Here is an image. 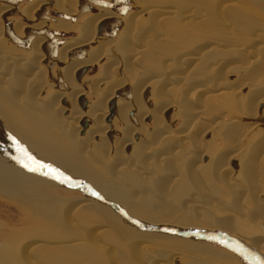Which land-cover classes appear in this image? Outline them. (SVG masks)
<instances>
[{
    "label": "bare ground",
    "instance_id": "6f19581e",
    "mask_svg": "<svg viewBox=\"0 0 264 264\" xmlns=\"http://www.w3.org/2000/svg\"><path fill=\"white\" fill-rule=\"evenodd\" d=\"M46 1L33 2L18 10L24 21H11L7 17L12 16L13 6L0 3V69L13 70L9 76H3L8 73H0V198L19 207L20 216L31 206L27 214L29 219L24 221L31 225L50 226V230L61 238V222L72 227L75 219L79 225L95 227L90 228L94 235L86 234L83 239V249L76 248L78 237L70 235L64 239H53L48 236L51 241L32 244L24 255L20 253V258L32 257L41 250V258L50 264H75L86 255L97 259L101 252L97 249L103 247L95 244L97 249H91L87 245H93L91 237L99 233L97 238L102 245L114 247L118 264H132V260L133 263L137 260L138 264H143L142 256L149 251L145 249L147 244L144 241L157 233L158 227L154 225L171 227L177 233L180 229L208 231L214 233L217 239L236 241L237 246L264 257V178L260 177L264 171V130L263 133L257 131L264 127V93L263 98H259L264 89V42H254L253 39L249 44L236 46L227 42L220 44L218 40L211 42L213 29L208 26L202 28L199 22L202 10L206 15H215L213 2H209L205 9L202 7L205 2H202L201 8L197 7L199 11L188 6L190 8L183 16L170 18L173 13L170 6H163L157 0H129L137 10H130L123 16L105 10L79 14L78 0ZM45 4L64 14L78 15L79 28L76 39L56 49L58 72L66 92L56 91L49 100V96L42 92L45 70L41 65L43 54L39 48L43 38L31 40L26 31L35 36V29L50 26L66 32L71 25L62 21L56 24L34 21L36 10ZM143 15V21L146 20L144 30L147 29V32L140 29L137 32L141 33L137 34L135 27L137 30V23ZM113 16L122 23L113 45L118 58L112 57L114 52H108L112 49L113 40L98 39L99 24H105L103 22ZM151 21L159 24L161 30L153 29L152 23H148ZM197 33L202 39H193L195 42L187 46V36ZM4 37L13 39L19 45L24 44L27 51L21 52L23 54L15 52ZM77 49L85 53L84 57L69 58ZM230 59L241 61L234 64ZM93 64L98 65V73L95 77L86 78L89 66ZM82 68L85 71L77 79L76 74ZM120 69L123 76L118 73ZM80 100L84 101L83 109L79 105ZM260 105V117L253 119L258 115ZM200 114H206L207 124L198 121L196 115ZM172 116L175 121L179 119L178 127L172 125L174 121L169 122ZM6 117L11 124L17 126L18 122L24 127L20 129L26 133L21 136L17 132V141L6 134L7 129L1 123L8 121ZM82 119L87 122L84 129L80 125ZM250 119L260 122H241ZM131 120L134 125L137 124H130ZM190 122L193 126L200 124L205 127L203 137L207 145L203 141L204 145L199 142V147H183L187 138L183 128ZM117 124L119 127L115 130ZM236 125L241 129L235 130ZM213 127L218 128L210 131ZM139 128L143 139L135 132ZM116 131L117 136H112ZM251 132L260 134L249 141ZM217 138L226 149L221 154L209 147ZM6 142L7 147L4 145ZM232 145L240 147L233 148ZM137 150L143 151L144 155L134 160L132 158L136 157ZM234 157L238 161L235 176L230 166ZM34 159L39 160V165L42 161L51 167L47 164L49 167L44 166L45 171L41 168L42 173ZM99 159L105 161L101 167ZM25 164L28 168L24 167ZM257 167L260 168L257 170ZM29 168L38 170L30 171ZM50 169H56L54 174L73 178L80 184L74 187L62 183L57 185L50 179ZM217 170L230 180L223 185L226 202L217 198L219 191L213 186V173ZM81 182L93 187L100 195L92 191L89 195L96 199L83 197L65 201V205L73 211H57L53 199V203L48 200L39 204L44 197L42 192L29 194V191H37L38 188L55 186L84 192ZM26 200H29L28 203ZM120 207L127 215L144 221L133 220L141 229L135 226L126 230L122 227L116 213L125 219L128 217L120 213ZM163 231L161 228L158 232ZM210 233L203 235L206 237ZM56 246L66 248L57 250L56 259H53L49 251L58 249ZM10 247L1 249L0 264H9V254L6 253V256L3 252ZM181 250L192 261L200 260L205 264L228 258L207 246L190 243L180 246ZM156 253L158 257L163 256L160 252ZM173 255H166L163 261L162 258L151 261L149 256L147 260L149 264H172ZM230 261L235 263L232 258ZM25 262L23 264H33L34 261L30 258Z\"/></svg>",
    "mask_w": 264,
    "mask_h": 264
},
{
    "label": "rangeland",
    "instance_id": "374dc122",
    "mask_svg": "<svg viewBox=\"0 0 264 264\" xmlns=\"http://www.w3.org/2000/svg\"><path fill=\"white\" fill-rule=\"evenodd\" d=\"M38 1L47 2L46 0H0V3L11 4L13 6L12 7L13 9L11 11L12 16L10 15L7 18H10L11 21H15V20L24 21V18L19 13L20 9H22L26 6L28 7L29 4H31L33 2L36 3ZM48 2H49V0H48ZM157 2L163 6H170V10L173 12L172 16L170 18H174L175 15L180 16V14H181V16H183V14L186 13L185 10L190 8V7L196 11H199L197 9V7H200V4L202 2H205L202 5V7L204 6L203 9L208 7L209 2H213V3H215V5H212V8H214L215 15L210 16L209 13H208V15H206L205 10H202L201 14H200L201 19L199 22V24L202 28H204L203 26H208V27L213 29L212 32H213L214 37H213V39H209L210 41L211 40H218L217 43L221 44L223 42L224 43L227 42V43H230L234 46H236L238 44L239 45L240 44H249V42L253 41V39H254V42H258V41L264 42V0H157ZM77 4H78L77 8H78L79 14H81V13L82 14H89V13L95 14V13H98V11H100V10H105V11H109L111 13L123 16V15H126L127 12H130V10L131 11L133 9L137 10L136 7H134V6L132 7L129 0H78ZM223 5H227V6L224 7ZM81 6H82V8H81ZM188 6H190V7H188ZM229 12H231V13H229ZM35 13L36 14L34 15V18H33L34 21L38 22V20H39V21L48 22L50 24H52V23L56 24V22L62 21L64 23H68L71 25L70 26L71 29L66 30V32L63 30H60V29H56L55 27H50V26H44V27H41L40 29L39 28L35 29V31H34L35 36H31L30 34H28V30L26 31V35L30 36L31 40L35 37L43 38V41L41 42V45L39 48L41 53L43 54V58H44V59L42 58L41 65L44 67V70H45L44 71L45 75L43 78L42 92L45 95L49 96V98L47 97L49 100V99H51L50 96L54 93H57V92L58 93H65L66 92V89H65L66 86L64 87L62 78L60 77V74L58 72L59 66H58V61H57L56 49L58 50V48L62 47V45L64 43H68L71 40H74L77 38V31L79 29L78 23H77L78 15L64 14L63 12L57 11L54 8L52 9L51 6H48L46 4L43 6H40L36 10ZM143 17H144V15L141 16V18H140L141 20L139 19V21L137 23L138 29L136 30V27H135L134 32H137L140 29L144 32H147V29L144 30V26L146 25V20L143 21ZM182 21L183 20H181L180 22H182ZM221 21H224L225 23H222ZM105 22H106V25L103 27V30L100 33V35H99L100 37L98 39H101V40L111 39V40H113L112 49L108 50V52L113 53L114 52L113 47L115 46V41H117L116 35L118 34L117 32L120 31V28H121L120 24L122 25V23H121V20H119L118 18H116L114 16L107 18V20ZM169 22H174V21H169ZM148 23H152L153 29L161 30L159 24H155L153 21L148 22ZM186 25H183V26H186ZM236 25H237V27H236ZM226 28H228V29H226ZM223 31H224V33H223ZM149 32H151V31H149ZM140 33L137 32V34H140ZM252 33H254V34L252 35ZM208 35L210 36V34H208ZM49 37L52 40L57 41L59 43V45L57 46L54 43H49L50 42ZM193 39L200 40V39H202V37L198 33L194 36H187V46H191L195 42V40H193ZM4 41L9 45V47L15 49V52L23 54L25 51H27V49L23 47L24 44L19 45L13 39H9L7 37H4ZM45 43H47V44H45ZM213 43H215V42H213ZM203 44H206V43H203ZM85 49H89V47L88 48L86 47ZM21 52H23V53H21ZM71 54H70L71 56L69 58H76V59L82 58L85 55V53L82 54V50H80V49H77L76 52H74V53L72 52ZM116 54L117 53H115L113 55L111 54V55H112V57L118 58V56ZM256 55L258 57L262 56L260 54H256ZM229 61L234 63V64H237L241 60L238 61L236 59H230ZM228 65H231V64H228ZM97 66H98L97 64H93L92 66H89L90 70L87 71L86 78H92V77H95L97 75V73H98V67ZM12 72H13V70L10 68L9 69H0L1 74L8 73V75H3V76H9ZM221 72H224V71H221ZM118 73L123 76V71H121V69L119 70ZM263 82H264V79L262 80V83ZM82 88H83V86H82ZM178 90H179V88H178ZM263 93H264V89L260 93L261 96L259 98H261V97L263 98V95H262ZM89 98H90V100H92L90 95H89ZM41 100L42 99H40V101ZM144 104H145V102H144ZM257 114L258 115L255 116L256 118L254 117L253 119H259L260 115H259V113H257ZM196 117H197V119H199L198 121L200 123L207 124L209 122V121L208 122L206 121V119H208L206 114L196 115ZM22 118L23 117H21L20 120ZM6 119H8V118L6 117ZM244 119H246V117ZM247 119H248V117H247ZM253 119L247 120L246 122L241 120V122L250 124ZM149 120L151 121L150 116H149ZM235 120H237V119H235ZM172 121H174V123H172V125L174 124L173 125L174 127L179 126V119L178 120L176 119V121H175L173 119V116L171 118L169 117V122L171 123ZM136 122H137V120H136ZM257 122H260V121L259 120L258 121L253 120L252 123H257ZM1 123L4 124L6 129H7L6 134L8 133L9 137H11L14 140H16V135H18L17 132H19L21 134V136H24L26 133V132H21L20 128L24 129V127L23 126L21 127L18 124V122H17V126L11 124V122H9V119H8V121H6V120L1 121ZM129 123L134 125L132 120L129 121ZM149 123L146 124L147 127H149ZM136 124L137 123H135V125ZM191 124H192V122H190L186 128H183V131L185 130L183 132V134L187 135V138L185 137V141H184L185 144H183L184 145L183 147H199V145H198L199 142H201V144L204 145L202 142L204 141V143H205V138L203 137L205 127L200 126V124L196 125V126H193ZM117 125H115V128H114L115 130H117V128L119 127V125L118 126ZM217 125H219V123ZM215 128H218V127H213L212 129H210V131L215 129ZM234 129L239 130L241 128H239V126L236 125L234 127ZM259 130H261V131H259ZM262 130H264V127H263V129L262 128L257 129L258 132H262ZM210 131H209L208 135H210ZM218 131H219V129H218ZM135 132H136V134L140 135V139L144 138V135L141 134L142 130L140 128L137 129ZM259 134L260 133L251 132L250 136H248V138H249L248 140L251 141V140L256 139ZM114 135L117 136V131L112 134V136H114ZM201 135H202V137H201ZM7 143L8 142H6L4 144L6 147H7ZM8 146H10V144ZM246 146H247V144H246ZM209 147H213L215 149V151L219 152V154H221V152L223 153L226 150L224 145L222 144V141L220 140V138L219 139L217 138L216 140H214L213 143L211 142ZM232 147L237 148V147H240V145H232ZM137 151H139V150H137ZM139 152H136L135 153L136 157H134L132 159L135 160V158H138L139 155L140 156L144 155L143 151H141L140 153ZM92 153L93 152H90V154H92ZM237 155H239V154H237ZM227 156H229V155H227ZM227 158L228 157H226V159ZM34 160L39 165V160L38 159H37L38 161L36 159H34ZM183 160H185V159L183 158ZM98 162H99V165L101 167L105 161L104 160L102 161L101 159H99ZM40 163H41V165H44V166H47V164H48V163L42 162V161H40ZM49 166H47V167H49ZM41 168L43 169L44 167H39L40 172H42ZM258 168H260V167H257V170H258ZM55 171H57V170L55 169ZM97 171L99 173L101 172L99 170H97ZM262 171L263 170L260 171V174L262 173ZM42 173H44V172H42ZM263 173H264V171H263ZM263 173L260 176L262 178H264ZM213 179H214V185L213 186H215V188L219 191V194H217L218 195L217 198L219 200L221 199L224 202H226L227 201V195H226V191L223 189V185H225L227 182H230V180L227 178V176L225 174L218 172V170L213 173ZM240 181L242 182V180H239V182ZM220 183H222V184L218 185ZM58 184H60V183H57V185ZM81 184L83 185V187L86 186L88 188V190L81 192L78 190L63 188L61 186L60 187L55 186V187H48V188L46 187L44 189L38 188L39 190H37V191H29V194L34 195L35 192H36V194H39L40 192H42L44 194V197L40 199L39 204L42 205V204L46 203L48 200H49V202L53 203V200H54L55 208L57 211L60 210L61 212H65L67 209L73 211L74 209H69V205H67V206L65 205V201L71 200V199L75 200V199L83 198V197L88 199V200L96 199V198H93L89 195V193L92 191L95 192L97 195H100V193L96 192L93 187L88 186L82 182H81ZM60 188H62V189H60ZM201 190H204L203 186H201ZM223 192L225 195L222 194ZM195 198L197 199V197H195ZM78 200H80V199H78ZM28 201L29 200H26V203H28ZM96 202L103 204L101 201H99V202L96 201ZM106 203H109V201H107ZM192 203H194V202H192ZM31 208L32 207L30 206L28 209H25L23 216L22 215L20 216V214H19L20 208L19 207H17L15 204H13L12 202H10L7 199H1L0 198V251L2 248H5L7 246L8 247L11 246L7 252H3V253H5V255H6V253L9 254V258L7 259L9 264H19L18 262H20V264H23V263H26L25 260L27 261L30 258H31L32 262L34 261L33 264H50L47 262V260H44L41 258L42 254H43V251H41V250H40L41 252L39 251V252L35 253L36 255L34 254L32 257H31V255L26 256L24 260H22V258H20V256H21L20 253L22 255H24V251L29 246H31L32 244L38 243V245H39L42 242H44V240H45L44 243H46L47 241H51V240H48L49 238L47 239L48 236L52 237L53 239H64V238H68L70 235L78 237L79 240H76V248L77 249H83L84 245H85V243L83 242V239L86 237V234L92 233L94 235V233L91 231L95 227L94 225H87V226L79 225L78 221H76L75 219H73L74 225L72 227H69L67 225V223H65V222L60 223L61 224L60 225V234L63 236L62 238L59 237V235H57L55 231H51L50 226L42 225V224H39V226H38L37 223L34 225L28 224L24 220L29 219V215H27V214L31 211ZM121 209H122L121 212L123 213V215L124 214L127 215L126 212L124 211V209L123 208H121ZM66 213H68V211ZM75 214H76V212H75ZM116 215H117L116 216L117 220H119V223L122 222L121 223L122 227L125 228L126 230L136 226L133 223V220H135L136 222H139V223L144 222L142 220H138L137 218L135 219V218L131 217L130 215H127V217L131 218L132 221L128 218L125 219L123 216H120L118 212L116 213ZM19 219H23V220L19 221ZM146 225L153 227V225H151V224H146ZM154 227L155 228L158 227V230L156 231L157 233L153 234L154 236L153 235L149 236V238L151 240L149 239V240H145V241L142 240L141 241V242H143V241L146 242L147 245L146 246L144 245L145 249L149 250L148 252H146L142 256L143 264H149L150 263L147 260L148 259L147 256H149V259L151 258V261L152 260H158L159 258H162V261H163V259L167 257L166 255H169L170 253H172V255H173V253H177L176 255H173L175 257L173 258L172 264H205L204 262H201L200 260L192 261L191 259L186 257V253H183L182 250L180 251V246H182V245L184 246L186 244L189 245V243L193 246H200V245L201 246H207L208 248L212 249L213 251L218 252V254H222V255H225L228 257V258L225 257L224 259L212 260V261H210L212 264H233L230 261V258H232V260H234V262H235L234 264H264V257L262 254H259V253L255 254L256 252L252 251L255 255H257L259 257V259H256L254 256H252V255L248 254L247 252L242 251L240 249H239L240 251L238 253H235L232 251V249H230L228 247V246L232 247V245H233L232 243H228L227 241H224L225 239L222 240V238L219 236H218L219 237L218 239L215 238L217 236H215L214 233L211 234L208 231H195L194 232V231H187L184 229H180V233L178 232L179 233L178 234L177 230H172L171 227H164L163 228V227H159L157 225L156 226L154 225ZM90 228H91V230H90ZM136 228L141 229L140 227H137V226H136ZM161 228L164 231L158 232V231H160ZM70 231H72V232H70ZM135 231H139V230H135ZM203 233H206V234L210 233V235L205 237L203 235ZM43 235H45V237ZM98 235H100V234L97 233L94 238L91 237L92 240L94 239L92 241L94 246L93 245L90 246V244H88L87 246H89V248L91 247V249H93V248L97 249L96 245L99 244L100 246L103 247L102 248L103 250L106 249L105 252L101 248H100V250L97 249V252H99V251H101V252H99V254L97 255V259H96L93 257L90 258L88 255H86V252L84 250H82L86 256L83 259H81V261H78L75 264H118L115 261L116 255H115V251L113 249L114 247L112 245L110 247H108V246L106 247V245H102V242L97 238ZM216 235H218V234H216ZM5 239H7L8 242L7 241L4 242ZM161 242H162V244H161ZM153 243H156V244H153ZM52 245L53 244H50L49 246H52ZM226 245H228V246H226ZM236 247H238V246H236ZM47 248L54 249L55 247H47ZM56 248H58V249L49 251L50 254L52 255L53 259H56V257H54V255L59 251V249H64L66 247L56 246ZM108 249H109V251L113 249V251L112 252L110 251L111 252L110 253L109 251H107ZM163 249H164V252H163ZM156 251L162 253L164 257L163 256L158 257V254L156 253ZM164 253H166V254H164ZM86 257H88V258H86ZM37 258H38V260H37ZM208 260H210V258H208ZM21 261H24V262H21ZM136 262H137V260H134V263H136ZM134 263L132 260V264H134ZM137 264H138V262H137Z\"/></svg>",
    "mask_w": 264,
    "mask_h": 264
},
{
    "label": "water",
    "instance_id": "95a60500",
    "mask_svg": "<svg viewBox=\"0 0 264 264\" xmlns=\"http://www.w3.org/2000/svg\"><path fill=\"white\" fill-rule=\"evenodd\" d=\"M81 8H82V6H81ZM103 23H105V24H102V23L99 24V28H98L99 33L102 32L103 27L106 25V22H105V21H104ZM50 41H51L50 43H54L55 45H58V42H57V41L52 40V39H50ZM84 71H85V70H84L83 68H82V69H79V71H78L77 74H76V78L78 79L79 75H81V73L84 72ZM61 102L64 103L63 101H61ZM79 105H80V107H82V109H83L84 106H85L84 101H83V100H80ZM261 110H262V105H260V106L258 107V113L261 112ZM80 125L82 126V129H84V128L86 127V125H87V122H86L85 120L82 119V120L80 121ZM230 166L233 168V170H234V176H235L236 173H237V171H238V161H237V158H236V157H234V158L231 160V162H230ZM55 175L58 177V179H53L52 177H51L50 179H52L53 181H55V182H57V183H62V184H65V185H67V186H70V187H74L75 184H77V185L80 184L79 181H77V180H75V179H73V178H67V177H64L63 175L58 174V173H56ZM83 189L88 190V188H87L86 186H84ZM119 212H120V211H119ZM120 213H122V212H120ZM130 222H131V221H130ZM131 223H132V222H131ZM226 240H227L229 243H232V244H233L232 247L226 245V246H228L230 249H232L233 252L238 253L240 250H242V251H245V252H247L248 254L254 256L256 259H259V257H258L257 255H255L252 251H248V250H247L246 248H244L243 246H238V247H236V246H237L236 241H233V240H230V239L228 240V239L225 238L224 241H226ZM239 249H240V250H239ZM261 263H262V262H261Z\"/></svg>",
    "mask_w": 264,
    "mask_h": 264
},
{
    "label": "snow or ice",
    "instance_id": "6c2138e0",
    "mask_svg": "<svg viewBox=\"0 0 264 264\" xmlns=\"http://www.w3.org/2000/svg\"><path fill=\"white\" fill-rule=\"evenodd\" d=\"M31 159V158H29ZM24 167L28 168V165L25 164ZM39 167H44V165H39ZM30 171H37L38 169L37 168H29ZM55 173V170H49V174L52 176L53 179H58V177L54 174Z\"/></svg>",
    "mask_w": 264,
    "mask_h": 264
},
{
    "label": "flooded vegetation",
    "instance_id": "af4514ba",
    "mask_svg": "<svg viewBox=\"0 0 264 264\" xmlns=\"http://www.w3.org/2000/svg\"><path fill=\"white\" fill-rule=\"evenodd\" d=\"M50 38V37H49ZM51 39V38H50Z\"/></svg>",
    "mask_w": 264,
    "mask_h": 264
}]
</instances>
